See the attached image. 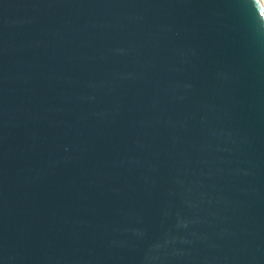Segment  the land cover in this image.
<instances>
[{
    "label": "water",
    "instance_id": "1",
    "mask_svg": "<svg viewBox=\"0 0 264 264\" xmlns=\"http://www.w3.org/2000/svg\"><path fill=\"white\" fill-rule=\"evenodd\" d=\"M0 264H264L259 0H0Z\"/></svg>",
    "mask_w": 264,
    "mask_h": 264
},
{
    "label": "bare ground",
    "instance_id": "2",
    "mask_svg": "<svg viewBox=\"0 0 264 264\" xmlns=\"http://www.w3.org/2000/svg\"><path fill=\"white\" fill-rule=\"evenodd\" d=\"M260 4H261V7H262V10L264 12V0H259Z\"/></svg>",
    "mask_w": 264,
    "mask_h": 264
}]
</instances>
